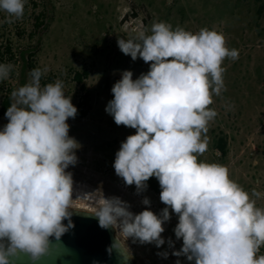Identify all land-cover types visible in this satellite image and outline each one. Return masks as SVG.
I'll return each mask as SVG.
<instances>
[{
    "label": "clouds",
    "instance_id": "obj_1",
    "mask_svg": "<svg viewBox=\"0 0 264 264\" xmlns=\"http://www.w3.org/2000/svg\"><path fill=\"white\" fill-rule=\"evenodd\" d=\"M26 2L0 0L3 22L22 18ZM117 45L149 69L135 78L122 70L111 88L106 112L117 125L135 129L121 141L113 168L138 191L155 177L165 207L159 213L150 206L133 212L127 201L107 197L94 213L99 225L160 247L164 225L174 214L173 231L182 244L173 255L192 264H264V254L258 255L264 207L257 204L264 192L245 190L227 167L199 159L208 149L209 123L218 115L209 105L226 90L223 61L238 59L239 50L229 48L215 29L192 32L166 21L153 22L150 33L118 36ZM13 68L0 63V82ZM47 72L46 66L33 68L29 81L12 91L7 123L0 127V264H16L21 253L35 264L51 238L74 227L68 169L78 162L81 144L69 135L68 120L78 108L63 80L41 83ZM142 203L151 201L144 197Z\"/></svg>",
    "mask_w": 264,
    "mask_h": 264
},
{
    "label": "rangeland",
    "instance_id": "obj_2",
    "mask_svg": "<svg viewBox=\"0 0 264 264\" xmlns=\"http://www.w3.org/2000/svg\"><path fill=\"white\" fill-rule=\"evenodd\" d=\"M131 3L136 5L137 15L125 20ZM40 14H44L43 25L36 28ZM4 17L0 12V46L2 51L9 46L14 60L6 54L3 63L14 68L0 82V100L5 90L13 91L29 81L26 58L33 52L37 67L48 68L45 83L63 80L66 94L78 110L88 107L84 117L68 120L69 135L81 144L76 150L78 162L68 169L74 182L71 208L96 212L104 198L111 196L127 201L133 212L150 206L159 213L165 207L148 187L138 191L115 174V153L135 129L117 125L105 110L122 70H131L135 78L149 69L142 59L133 61L120 51L118 36L150 33L152 23L158 21L192 32L215 29L224 34L229 48L239 50L238 59L223 61L226 90L214 95L209 105L218 115L209 123L208 149L199 159L227 167L230 178L245 190L264 192V0H27L22 18L6 23ZM83 69L88 76L79 84L74 74ZM85 91L87 105L80 106ZM6 123V117L0 119V127ZM218 136L227 140L224 157L215 148ZM144 197L150 199V205L142 203ZM257 204L264 207V199ZM176 223L173 214L164 225L161 235L165 243L160 247L127 239L119 228L116 235L134 256L135 264H192L184 256L173 255L182 244L173 231ZM259 254H264V246Z\"/></svg>",
    "mask_w": 264,
    "mask_h": 264
},
{
    "label": "water",
    "instance_id": "obj_3",
    "mask_svg": "<svg viewBox=\"0 0 264 264\" xmlns=\"http://www.w3.org/2000/svg\"><path fill=\"white\" fill-rule=\"evenodd\" d=\"M74 227L59 239L51 238L48 252L35 264H135V258L113 227L99 225L95 212L71 208ZM67 223V220L64 221ZM16 264H33L21 253Z\"/></svg>",
    "mask_w": 264,
    "mask_h": 264
},
{
    "label": "trees",
    "instance_id": "obj_4",
    "mask_svg": "<svg viewBox=\"0 0 264 264\" xmlns=\"http://www.w3.org/2000/svg\"><path fill=\"white\" fill-rule=\"evenodd\" d=\"M137 10L138 9H137L136 5L134 3H131L130 4V13L125 14L123 16V18L126 20L129 17H136ZM261 10H262V6H260L258 12L260 13ZM43 17H44V14H40L39 16L36 17V23H35L36 28H39L40 26L43 25ZM6 54H9L10 59L14 60V54L11 52V48L9 46H5V50L2 51L1 46H0V63H3L4 55H6ZM26 67H27L28 73H30V71L33 68L37 67L33 52H29L27 54ZM87 76H88V70L87 69L77 71L74 74L75 81L79 84L82 83L84 78H86ZM41 83L45 84V81L43 80V78H42ZM80 87H81V90H85L84 85L81 84ZM11 93H12V90L9 88V89L5 90L2 94V98L0 100V119L5 117L4 113L7 109V107L12 103ZM83 96H84V99L82 100L80 106L87 105L86 100H87L88 94L86 91H85ZM87 110H88V107H86L85 109L81 108L78 110L77 115L80 117H84L87 114ZM215 148L221 154V156L224 157L227 153V140H226V138L223 136H218L216 139ZM146 183H147V187L159 196L161 189H160L158 180L155 177H150Z\"/></svg>",
    "mask_w": 264,
    "mask_h": 264
}]
</instances>
